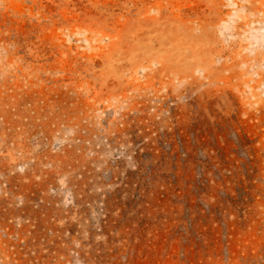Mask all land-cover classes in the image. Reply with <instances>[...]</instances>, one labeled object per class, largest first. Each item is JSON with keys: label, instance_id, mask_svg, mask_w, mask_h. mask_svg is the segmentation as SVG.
<instances>
[{"label": "rangeland", "instance_id": "374dc122", "mask_svg": "<svg viewBox=\"0 0 264 264\" xmlns=\"http://www.w3.org/2000/svg\"><path fill=\"white\" fill-rule=\"evenodd\" d=\"M0 264H264V0H0Z\"/></svg>", "mask_w": 264, "mask_h": 264}]
</instances>
